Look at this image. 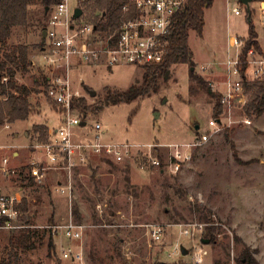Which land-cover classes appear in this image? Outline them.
I'll list each match as a JSON object with an SVG mask.
<instances>
[{"label":"rangeland","instance_id":"374dc122","mask_svg":"<svg viewBox=\"0 0 264 264\" xmlns=\"http://www.w3.org/2000/svg\"><path fill=\"white\" fill-rule=\"evenodd\" d=\"M259 5L258 1L250 2L251 19L264 48V20ZM74 6L73 0L71 7ZM42 8L40 0H32L29 25L15 27L7 40L6 46L18 43L29 46L32 66L27 72L17 73V82L33 87L41 73L66 75L68 72L70 89L79 92L75 98H83L87 105H97L86 112L75 107L80 118L86 115L83 130L92 133V126L99 122L105 139L139 147L122 163L92 161L72 168L69 198L58 192V182L64 184L68 180L66 170L49 168L41 183L29 184L22 180L28 175L26 168L21 175L17 171L20 164L38 160L29 150L36 141L33 125L45 123L51 128L57 127L60 117L57 112L60 108L46 96L42 86L41 91L32 93L30 101L34 111L29 117L9 123L8 127L0 126V181L6 187L1 191L19 186L29 201L26 218L32 236L29 247L18 249L21 263L192 264L191 236L183 232L182 225L200 223L201 229L195 232L196 241L209 239L204 235L205 226L217 227L213 232L215 241L209 239L208 244H201L205 254L202 264H245L238 261L243 249L241 242L247 245L248 255L264 264V113L257 119L250 118L249 125L224 123L225 127H219V131L209 132L208 120L213 117L214 102L190 75L186 62L169 67L167 76L159 78L157 92L131 102L106 105L102 101L105 89L125 90L138 83L143 68L132 64L107 67L73 61L69 71H50L45 64L44 44L40 45ZM234 9H239V13ZM246 13V7L239 0H213L204 9L202 35L193 30L189 32L194 73L209 82L213 90L224 89L227 53L234 55L237 51L229 45V38L241 37L244 42L247 38ZM90 90L94 91L93 95ZM246 101L244 92L242 101L237 102L239 106L231 113L235 121L244 115ZM203 132L209 134L206 142L192 148L190 159L176 172L139 167L142 154L152 150V154L167 159V144L191 142ZM149 144L163 146L156 147L155 151ZM17 148L22 157L16 167L19 159H13L12 151ZM3 158L8 159L5 175L1 167ZM12 166L17 170L15 173ZM74 205L80 215L77 221L84 225L82 239L68 241L57 230L53 236V253L48 249L51 226L63 223ZM205 217L210 221H204ZM151 224L163 226L159 241L149 234ZM10 235L0 234L1 258L14 250L9 243ZM80 245L82 260L72 262L60 257L62 246L75 249Z\"/></svg>","mask_w":264,"mask_h":264},{"label":"built area","instance_id":"2783aa9c","mask_svg":"<svg viewBox=\"0 0 264 264\" xmlns=\"http://www.w3.org/2000/svg\"><path fill=\"white\" fill-rule=\"evenodd\" d=\"M73 0H59L47 10L45 25L46 35L43 50H46L45 64L48 69L62 71L69 68L73 61L91 64H103L107 67L132 64L143 67L146 64L162 62L169 44V35L172 31L175 16L187 4V0H127L121 8L122 17L118 24L111 28L97 27L96 23L84 19V12L77 18L73 17L75 7L81 0H74L75 6L71 7ZM259 9L264 20V2H259ZM82 9V8H81ZM236 14L239 9H234ZM229 45L236 47L234 55L227 53L225 60L226 75L223 80L224 89L214 90L221 94L223 110L216 117L208 120L209 132L219 131V127H225L234 122L251 124V119L242 115L234 120L232 110L238 107L244 97L242 80L245 76L248 80L264 81V51H258L253 46L248 48L243 55L244 41L241 37H230ZM243 65H246L242 73ZM49 86L46 96L60 108L61 120L57 125L52 138L46 142L36 143L35 148L42 151L47 162L32 160L29 163V174L38 184L44 179L49 168H64L68 174L66 183L59 184L58 189L67 197H71L72 185L70 172L79 164L88 163L90 156L95 155L115 163H122L132 157V151L139 146L128 142L107 140L104 138V130L99 122H96L92 133L83 130L81 123L85 120L75 113L73 101L79 95L78 91H72L69 86L68 72L66 75H47ZM7 78L2 77V81ZM237 103V105H236ZM225 112V113H224ZM226 120V122L224 121ZM6 127L9 125L6 124ZM80 126L78 129L77 127ZM208 132L199 134L196 139L187 143H170L167 159L152 154V150L141 155L139 167L162 168L170 172L179 170L180 165L188 161L192 150L205 143ZM158 145V146H156ZM149 148L162 147L159 144H149ZM154 147V148H153ZM193 148V149H192ZM139 150L137 149L136 152ZM7 158L3 159L2 172L7 174ZM15 173L16 171L12 169ZM24 194L20 188L12 192H0V234L17 232L29 228L30 224L20 208ZM98 209L102 212V206ZM183 232L191 236L192 245L189 253L192 264H202L205 254L201 249V242L195 240V232L202 227L200 223L183 224ZM52 233L57 230L68 240H81L84 225L77 222L69 210L63 223L51 226ZM149 234L152 239L159 241L163 234V226L151 224ZM60 257L77 262L83 258V247L77 248L62 246Z\"/></svg>","mask_w":264,"mask_h":264},{"label":"trees","instance_id":"16d2710c","mask_svg":"<svg viewBox=\"0 0 264 264\" xmlns=\"http://www.w3.org/2000/svg\"><path fill=\"white\" fill-rule=\"evenodd\" d=\"M59 0H40L42 4V30L45 29L47 20L46 8L50 7ZM127 0H81L79 7L86 13L85 20L96 23L97 27L111 28L118 24V21L122 17V5ZM264 1V0H254ZM32 0H0V126L13 123L18 120H25L34 111V106L30 101V95L34 92L41 91L40 86L47 90L49 86V79L47 74L40 75V78L34 80L35 86L28 87L25 84H19L16 80L18 72H27L32 66V60L29 58V46L24 43L14 44L12 46H6L7 40L12 34L15 27L29 25V4ZM213 0H187L185 7L177 13L173 23L172 31L169 35V44L167 47L166 55L162 62L156 64L144 65L141 80L138 83L131 84L125 90L119 89H105L103 95L104 104H118L121 102H131L138 98L149 95L152 92H157L159 85V78L165 75V72L172 64L178 62H186L190 66V75L200 87L206 92V94L213 100V117H218L222 110L221 94L218 91H214L209 82L204 80L201 76L194 73L195 63L193 60V52L188 44V37L190 30L196 32L198 36L202 35L204 27V9L212 5ZM84 15V14H83ZM247 15V13H246ZM250 13V20L247 29V38L244 42L243 55L245 57L246 50L250 47H254L256 50L261 51V47L257 41L258 34L252 23ZM44 39H41L40 45L43 46ZM246 65H243L242 73H244ZM2 77H6L5 81H2ZM243 91L247 95V101L243 106V114L249 118L257 119L264 113V81L248 80L243 78L242 80ZM74 107H79L83 111H89L96 108L93 104H88L83 98H77L73 101ZM34 132L38 136V140L46 142L48 140L47 126L45 124H34ZM195 131L196 128L194 127ZM160 157V156H159ZM161 158V157H160ZM245 163V162H244ZM23 169L17 172V175L23 174ZM27 176H23L22 180H25L29 184H34V180L29 174V168H26ZM28 199L23 198L20 208L23 214L28 212ZM72 214L77 221L79 211L77 206L74 205ZM204 221H210L205 217ZM78 222V221H77ZM215 226H205L204 235L208 236L210 242L215 241L213 234L216 231ZM9 243L13 245L14 250L8 253L7 257H0V264H22L21 259L18 256V249H25L30 245L31 229L25 228L17 231L16 233L10 232ZM54 234L50 230L48 249L55 252V245L53 241ZM240 241V240H239ZM241 258L239 263L245 261V264H259L255 258L248 255V247L244 242ZM32 247V246H31ZM244 259V260H243ZM36 264H44L37 262ZM152 264H166L162 261H156Z\"/></svg>","mask_w":264,"mask_h":264},{"label":"crops","instance_id":"0c3cea01","mask_svg":"<svg viewBox=\"0 0 264 264\" xmlns=\"http://www.w3.org/2000/svg\"><path fill=\"white\" fill-rule=\"evenodd\" d=\"M257 32V31H256ZM258 34V33H257ZM257 41H258V39H257ZM258 43H259V45H260V47H261V50L262 51H264V48H263V46L261 45V43L258 41ZM212 86V85H211ZM57 112H58V114L60 115V117L58 118V121L60 122V120H61V112H60V109L59 110H57ZM35 124H45V123H35ZM86 124V123H85ZM85 124H84V121H83V124L81 123V125L82 126H85ZM46 125V124H45ZM47 126V125H46ZM55 129H56V127H49V126H47V133H48V139H50V138H52V136H53V133H54V131H55ZM36 134V133H35ZM41 141H39L38 140V136H37V134H36V141H35V143L32 145V147L29 149L30 150V152H32L33 154H35L34 156L36 157V159H38L39 161H41V162H44V163H46L47 162V159H46V157H45V155H44V153L42 152V151H40L39 149H37V148H35L34 147V145L36 144V143H40ZM19 149L20 148H17L16 150H13L12 151V155H13V159H19V157L21 158L22 156H21V152H19ZM98 158V159H97ZM4 159V158H3ZM3 159H2V166H4V164H3ZM95 159V160H94ZM102 159V160H101ZM8 160V159H7ZM92 161H94V162H96V161H99V162H103V161H105V162H108V161H111V160H108V159H104V158H101V157H98V156H95V155H92V156H90L89 157V159H88V164L89 163H91ZM111 162H113V161H111ZM8 163V162H7ZM21 162H20V159H19V162L16 164V167L17 166H19V164H20ZM30 163V162H29ZM113 163H115V162H113ZM1 166V167H2ZM80 166H84V164H79V165H77V167H80ZM13 168L15 167V166H12ZM11 167V168H12ZM20 168H18V171L20 170V169H23V167L24 168H29V164H20V166H19ZM15 169V168H14ZM55 170H65L64 168H56ZM15 171H17L16 169H15ZM17 171V172H18ZM162 171V170H161ZM3 183V181H0V192H4L5 193V191H1L3 188L5 189L6 187L2 184ZM64 183V182H63ZM59 184H61V183H59L58 182V186H59ZM18 188H20L19 186H17V188L16 189H18ZM16 189H12V190H9V191H6V193L7 192H12V191H15ZM58 192L59 193H61L59 190H58ZM62 194V193H61ZM63 195V194H62ZM24 197H26L25 196V194H24ZM239 234V236H242V234L239 232L238 233ZM68 240V239H67ZM69 241V240H68ZM248 242V241H247Z\"/></svg>","mask_w":264,"mask_h":264},{"label":"water","instance_id":"95a60500","mask_svg":"<svg viewBox=\"0 0 264 264\" xmlns=\"http://www.w3.org/2000/svg\"><path fill=\"white\" fill-rule=\"evenodd\" d=\"M241 4H243L246 7L247 10V19L250 20V13H251V9H250V2L254 1V0H239ZM48 10V7L46 8V11ZM82 13V9L80 7H75L74 8V12H73V17L77 18L78 16H80ZM46 35V31L42 30L41 32V39H44ZM191 70H193V68L191 67ZM168 70L165 72V77L167 76ZM90 94L93 95L94 91L90 90ZM83 124V122H82ZM198 126H195V128H197ZM200 242L202 244H208L209 243V239H204L201 238ZM181 251L183 254H186V250L184 248L181 247Z\"/></svg>","mask_w":264,"mask_h":264}]
</instances>
